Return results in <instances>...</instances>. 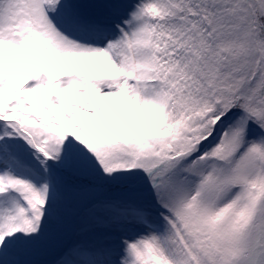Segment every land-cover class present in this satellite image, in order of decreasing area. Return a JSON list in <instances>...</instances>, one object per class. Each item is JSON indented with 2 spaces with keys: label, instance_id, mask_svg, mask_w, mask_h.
<instances>
[{
  "label": "rangeland",
  "instance_id": "374dc122",
  "mask_svg": "<svg viewBox=\"0 0 264 264\" xmlns=\"http://www.w3.org/2000/svg\"><path fill=\"white\" fill-rule=\"evenodd\" d=\"M52 6L119 29L0 0V264H264V0Z\"/></svg>",
  "mask_w": 264,
  "mask_h": 264
},
{
  "label": "bare ground",
  "instance_id": "6f19581e",
  "mask_svg": "<svg viewBox=\"0 0 264 264\" xmlns=\"http://www.w3.org/2000/svg\"><path fill=\"white\" fill-rule=\"evenodd\" d=\"M48 2H49V6H51V7H53L52 6V0H48ZM54 8V7H53ZM50 11H51V13H52V10H51V8H50ZM54 13H57L56 12V10H55V8H54ZM52 15H53V13H52ZM54 16V15H53ZM57 16H58V13H57ZM59 19H61L60 17H59ZM116 27H117V29H119V25H116ZM115 31V30H114ZM113 30H112V32H114ZM111 32V33H112ZM114 37V36H113ZM113 39H115V37L113 38ZM110 40V39H109ZM108 40V41H109ZM128 40H129V42H130V47H132V45H134L133 44V42H132V39H131V37H129L128 38ZM115 41V40H114ZM108 43H110L111 45H112V42H108ZM133 48V47H132ZM120 52V50H118V53ZM139 59H138V57L137 58H135V60L133 61V63H134V65H135V67H137V70L135 71L134 70V72H136V73H138L139 72ZM113 65H116V64H113ZM143 102V99L142 98H140L139 100H138V104H136V106L138 107V109L135 111V113H134V115H133V117H134V119L136 120L137 118H141L140 116L141 115H143L144 114V107H146V105L144 104V103H142ZM123 124H127V121H125L124 119H122V117H119L118 119H116L115 117H112L111 118V125H113L114 127H117V128H122V125ZM99 258V257H98ZM98 261H100V258L99 259H97ZM96 259L94 260V262H92V264H131L128 260H126V259H107V261L105 262H102V263H98V262H96L97 261ZM61 264H73V262H67V261H63Z\"/></svg>",
  "mask_w": 264,
  "mask_h": 264
}]
</instances>
